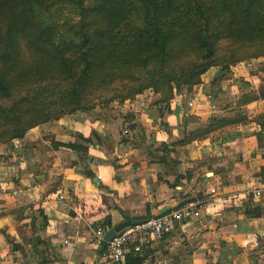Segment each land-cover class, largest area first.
<instances>
[{"label": "crops", "instance_id": "1", "mask_svg": "<svg viewBox=\"0 0 264 264\" xmlns=\"http://www.w3.org/2000/svg\"><path fill=\"white\" fill-rule=\"evenodd\" d=\"M232 69L211 67L166 103L145 90L136 96L145 100H128L132 116L117 134L102 135L96 119L60 118L0 144V264H112L93 243L97 225L123 221L118 209L142 219L186 202L198 214L145 246L140 264H264V192L252 191L264 179V127L255 121L264 98L240 105L243 82L258 77ZM228 111L246 119L176 144ZM254 208L260 216L248 217Z\"/></svg>", "mask_w": 264, "mask_h": 264}, {"label": "trees", "instance_id": "2", "mask_svg": "<svg viewBox=\"0 0 264 264\" xmlns=\"http://www.w3.org/2000/svg\"><path fill=\"white\" fill-rule=\"evenodd\" d=\"M258 57H264V0H0V144L94 110L95 95L115 84L125 89L123 101L151 90L166 103L180 88L200 83L211 67L227 70ZM242 98L240 105L257 99ZM258 117L263 128L264 113ZM244 119H212L176 144ZM118 210L124 220L134 218ZM105 225L110 221L97 226ZM106 246L103 241L100 248ZM139 254H127L126 263L140 264Z\"/></svg>", "mask_w": 264, "mask_h": 264}, {"label": "rangeland", "instance_id": "3", "mask_svg": "<svg viewBox=\"0 0 264 264\" xmlns=\"http://www.w3.org/2000/svg\"><path fill=\"white\" fill-rule=\"evenodd\" d=\"M245 65L248 72H251L252 74H255L258 79L254 78V81L247 82L244 84L243 87L246 91L242 96L243 100H248L251 98H254L255 96L257 99L264 97V79H259V77H264V57H258V58H252V59H246L241 62H238L233 65V69L231 72H241L242 67ZM215 67L218 72H230L231 67H229L227 70H222V65L220 66H213ZM253 85H252V84ZM254 86H258L255 90ZM113 89L109 92H99L95 95V98L93 99L94 104L97 105L95 107L96 110H91L89 112H77L74 116L66 115L62 117V122L69 124L71 120H79V121H88L92 122V120L96 119L100 122V124H96L99 129H101L100 133L102 135H110L112 133L117 134L118 129L117 126L120 125V122L123 123V120L126 118H129L131 115V112L128 109V100H121L122 95L125 94V89L122 85L115 84ZM142 94V93H141ZM135 95L132 99L145 100L146 97ZM241 101V99H240ZM141 102V101H140ZM242 105V104H241ZM241 110V109H239ZM232 111V110H231ZM228 111V114H232L231 116L235 115L237 117L245 116L241 112H231ZM263 115V114H261ZM260 116V115H259ZM255 119H262L260 117H256ZM132 121V120H130ZM55 121H52L51 123H54ZM89 122V123H90ZM93 123V122H92ZM58 129L66 130V126L59 125L57 127ZM45 139H49V137H44ZM41 143V141H39ZM99 146L102 147V142L97 141ZM25 144V143H24Z\"/></svg>", "mask_w": 264, "mask_h": 264}, {"label": "built area", "instance_id": "4", "mask_svg": "<svg viewBox=\"0 0 264 264\" xmlns=\"http://www.w3.org/2000/svg\"><path fill=\"white\" fill-rule=\"evenodd\" d=\"M252 182V181H251ZM252 185L255 182L251 183ZM257 186L252 189L256 196L264 192V179L257 181ZM214 193V190H212ZM198 211L190 202L184 203L179 209L165 212L156 216H149L137 224L125 227L117 232L114 237L106 242V260L112 264H119L125 260L130 252L141 253L142 249L153 242H158L170 234L176 224L196 216ZM105 228L96 226L94 229L93 243L101 246L104 241Z\"/></svg>", "mask_w": 264, "mask_h": 264}, {"label": "water", "instance_id": "5", "mask_svg": "<svg viewBox=\"0 0 264 264\" xmlns=\"http://www.w3.org/2000/svg\"><path fill=\"white\" fill-rule=\"evenodd\" d=\"M143 219H139V218H133V219H127V220H123L111 227H107L105 234H104V241L109 242L114 235L119 232L120 230H122L125 227L131 226L133 224H137L140 221L144 220Z\"/></svg>", "mask_w": 264, "mask_h": 264}]
</instances>
